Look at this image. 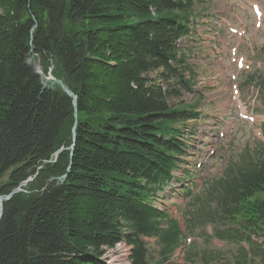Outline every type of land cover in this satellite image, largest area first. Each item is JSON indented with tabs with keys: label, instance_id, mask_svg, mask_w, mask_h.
Here are the masks:
<instances>
[{
	"label": "trees",
	"instance_id": "1",
	"mask_svg": "<svg viewBox=\"0 0 264 264\" xmlns=\"http://www.w3.org/2000/svg\"><path fill=\"white\" fill-rule=\"evenodd\" d=\"M194 5L0 0V196L21 188L2 204L0 264H105L102 248L121 241L132 245L130 264H168L183 232L151 200L186 154L176 124L198 117L195 105L167 101L193 92L177 42L191 32ZM29 54L75 105L59 85L42 88ZM257 77L264 89V72ZM255 153L211 180L206 200L194 197L190 219L218 222L216 236L247 240L252 252L250 236L264 237V146Z\"/></svg>",
	"mask_w": 264,
	"mask_h": 264
},
{
	"label": "rangeland",
	"instance_id": "2",
	"mask_svg": "<svg viewBox=\"0 0 264 264\" xmlns=\"http://www.w3.org/2000/svg\"><path fill=\"white\" fill-rule=\"evenodd\" d=\"M252 1H258L264 7V0H195L192 32L186 38L178 41L180 50L185 54L188 68L195 76L191 81L193 92L178 89L179 95L169 96L167 101L170 106L195 105L200 116L197 120L189 119L176 124V128L181 134L180 138L187 149L186 154L182 157V163L176 171L178 179L175 184L179 185V193L172 196L169 194V187H166L161 195L164 198L165 209L173 218L181 222L180 226L183 229L186 224L185 220L187 219L188 222L192 212H196L195 209L199 207L195 203L194 197L204 198L203 194L210 186L209 178H215L223 173L230 163H237L245 151L250 150L252 155H256L257 147L264 145V137L258 134L261 129L260 125L264 122V97L262 96L264 89L258 86L259 80L257 79L244 84L247 75L259 74L264 71V21L260 29L254 28V16L248 7V3ZM138 19V17L128 18L121 21L120 24L123 22L135 23ZM227 19L230 20L232 26L245 27L246 35L240 44L227 27L224 28V20L227 21ZM102 25L100 22H92L88 27L96 28ZM232 45H237L240 54L244 55L248 69L238 70L236 63L230 62L229 47ZM216 48L220 51H216ZM32 60L39 62L37 58H32ZM226 69L229 72H226ZM228 74H234L236 78L229 79ZM148 76L155 79L156 72L152 71ZM186 76H189L188 72H186ZM157 81L163 88H166V84L162 83L160 79ZM235 83L239 86L237 98L232 96L231 92V84ZM238 102L244 105V112L247 115L255 117L254 122L240 118L236 109ZM198 129L201 130L200 134H196ZM219 132H223L222 138L219 136ZM197 140L198 142L200 140L199 144H197ZM228 140H230V148L227 145ZM201 142L209 145L203 151V162L205 165L208 162L209 165L213 164L210 177H207L206 169L201 172L194 171L192 153L195 146H200ZM213 143L219 144L218 153L221 151V154H218L216 150L215 154L210 156L206 154ZM180 174L183 178L179 180ZM5 179L6 176L3 181ZM186 185H189L191 189L188 196L181 191V187L186 188ZM204 200H206V196ZM185 204H190L191 209L186 210ZM209 225L212 228L216 226L213 223ZM145 242L150 248L156 246L155 239H145ZM197 244L201 246L198 247V250L201 248L215 249L224 256L223 259L221 256L223 262L217 260L210 264H233L238 248H246L243 244L237 245L224 241L223 243L210 242L207 245H201L199 242ZM115 250H118V254L121 256L120 264H127L126 247H119ZM168 264L203 263L198 258L187 262L184 260L182 252L176 251Z\"/></svg>",
	"mask_w": 264,
	"mask_h": 264
},
{
	"label": "water",
	"instance_id": "3",
	"mask_svg": "<svg viewBox=\"0 0 264 264\" xmlns=\"http://www.w3.org/2000/svg\"><path fill=\"white\" fill-rule=\"evenodd\" d=\"M25 63L27 65H29L31 68H32V71L34 72V74L38 77V80H39V83L40 85L42 86L43 89H47V88H52L54 86V84H57L60 86V88L66 93L68 94L69 96L72 97L73 99V103L75 105V102H76V96L74 95V93L69 90L67 88V86L63 83L62 80L60 79H56V78H53V77H49L48 74L45 75L42 73V71H38L35 67V63L33 60H32V55L29 54L26 59H25ZM76 115V114H75ZM73 138H74V127H73ZM73 148V144L71 145V150ZM61 150H58L55 154V158H57L59 152ZM27 181H24L22 182L20 185H25ZM21 190L20 187H17V188H14L8 195H1L0 196V218L2 216V212H3V209H2V204L5 200H8L13 194L19 192Z\"/></svg>",
	"mask_w": 264,
	"mask_h": 264
},
{
	"label": "bare ground",
	"instance_id": "4",
	"mask_svg": "<svg viewBox=\"0 0 264 264\" xmlns=\"http://www.w3.org/2000/svg\"><path fill=\"white\" fill-rule=\"evenodd\" d=\"M225 5V4H224ZM226 9H227V6L225 5ZM229 9V8H228ZM35 67L38 71H41V68H40V64L39 62H36L35 63ZM126 247L127 249V253H126V259L129 255V252H130V246L126 245L125 243H122V242H119L117 243L114 247L112 248H109V247H103V252H102V255H101V259H103L105 261L106 264H120V255L118 254V250H115L117 248H123V247ZM116 247V248H115ZM115 250V252H114ZM113 254V256H112Z\"/></svg>",
	"mask_w": 264,
	"mask_h": 264
}]
</instances>
